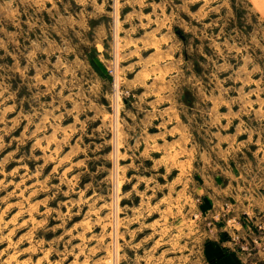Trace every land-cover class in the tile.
<instances>
[{"label": "rangeland", "instance_id": "rangeland-1", "mask_svg": "<svg viewBox=\"0 0 264 264\" xmlns=\"http://www.w3.org/2000/svg\"><path fill=\"white\" fill-rule=\"evenodd\" d=\"M223 243L264 264V14L0 0V264H212Z\"/></svg>", "mask_w": 264, "mask_h": 264}, {"label": "crops", "instance_id": "crops-1", "mask_svg": "<svg viewBox=\"0 0 264 264\" xmlns=\"http://www.w3.org/2000/svg\"><path fill=\"white\" fill-rule=\"evenodd\" d=\"M250 1L258 13L264 14V0H250ZM246 209L247 210L245 211L249 212L250 207L247 206ZM237 211H239L240 213H246L244 210L240 209V206L237 207ZM227 245L229 244L223 243L220 244V246L215 244L213 246L207 247L206 257L208 258V260L212 261L213 262L212 264H242L237 254L228 251Z\"/></svg>", "mask_w": 264, "mask_h": 264}]
</instances>
